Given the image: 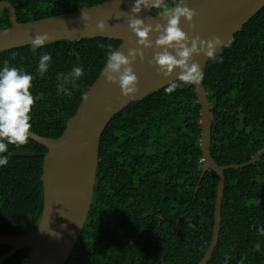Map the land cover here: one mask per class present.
<instances>
[{"label":"trees","instance_id":"16d2710c","mask_svg":"<svg viewBox=\"0 0 264 264\" xmlns=\"http://www.w3.org/2000/svg\"><path fill=\"white\" fill-rule=\"evenodd\" d=\"M27 23L99 5L106 0H0ZM174 3V0H168ZM150 14L156 15L152 9ZM10 26L0 10V30ZM105 38L31 45L0 53V67L33 76L32 129L59 138L87 89L106 64ZM101 45L104 47L102 48ZM52 56L48 72H37L39 57ZM207 61L202 81L213 114L210 152L219 166L240 165L264 147V8ZM74 66L84 69L72 95L57 91ZM200 107L191 86L173 94L164 88L115 113L100 139L92 203L77 244L65 264H198L208 248L214 220L217 175L202 173ZM0 169V234L33 232L42 210L41 174L47 149L29 139L9 146ZM219 237L207 264H264V155L253 165L224 173ZM260 243V251L255 245ZM0 244V258L11 251ZM21 250L3 264H24Z\"/></svg>","mask_w":264,"mask_h":264},{"label":"water","instance_id":"95a60500","mask_svg":"<svg viewBox=\"0 0 264 264\" xmlns=\"http://www.w3.org/2000/svg\"><path fill=\"white\" fill-rule=\"evenodd\" d=\"M135 0H106L61 16L20 23L15 9L8 2H0V10L8 12L10 26L0 30V53L18 47L31 45V38L47 35L46 43L56 41H79L84 38H105L117 40V49L127 55L129 49L137 48L136 37L128 27L131 9ZM187 7L195 12L193 28L181 19L180 27L189 39L199 36L202 40L219 37L223 47L232 42L235 34L250 19L264 8V0H188ZM151 8L143 9L139 17L145 25L163 23L150 14ZM82 14L86 15L82 19ZM103 21L105 29L97 30V23ZM153 44L155 34L150 36ZM154 49L144 51V60L136 59L131 65L137 76L138 92L133 97L121 95L117 85L106 82L103 69L95 82L87 89L73 117L67 122L62 135L57 139L39 136L32 132L30 140L43 145L44 156L41 183L43 189L42 210L35 230L24 236L0 234V244L12 249L0 258V264L15 252L30 250L24 264H65L77 244L84 228L92 203L96 171L99 162V147L102 133L111 117L133 101L155 93L175 81L178 73L165 79L157 75L156 68L149 66ZM208 59L202 54L193 57V62L204 67ZM197 104L200 107V139L202 173L208 171L217 175L218 184L214 203V220L211 239L205 255L198 264H207L217 245L221 207L224 191V173L230 169H242L256 163L264 155V147L253 157L240 165L219 166L211 156V127L213 114L207 100L203 83L192 85ZM110 107V111L105 109Z\"/></svg>","mask_w":264,"mask_h":264},{"label":"clouds","instance_id":"9594fccd","mask_svg":"<svg viewBox=\"0 0 264 264\" xmlns=\"http://www.w3.org/2000/svg\"><path fill=\"white\" fill-rule=\"evenodd\" d=\"M188 0H135L131 9V18L128 27L136 37L137 48L129 49L127 55L112 48H106V64L103 69V76L106 82L117 85L124 97H133L138 92L137 76L131 65L136 59L144 60V51L154 49L149 66L156 68L157 75L165 79L178 73L175 81L168 83L164 93L171 95L178 88L199 85L204 74L199 64L193 62V57L203 55L214 63H222L223 57L218 55L217 49L222 45L219 37H212L210 40H202L199 36L189 39L188 34L180 27L181 19L189 25L192 30V21L195 12L187 7ZM155 9L156 18L163 23L147 24L139 17L143 9ZM87 17L82 14V19ZM96 28L102 32L105 29L103 21L97 23ZM151 34L156 35L154 44L150 38ZM49 40L47 35H36L31 38L33 50L42 49ZM103 48L104 46L101 45ZM52 56L48 52L40 55L37 72L45 75L51 65ZM84 75V69L74 66L62 82L57 86V91L65 96H71L72 90L78 87V81ZM33 76L15 66H8L5 62L0 67V169L9 164L12 152L9 146L21 147L28 143L32 135V109L36 98L31 92ZM110 111V107L105 109ZM259 234L264 236V226L259 229ZM261 245L257 243L254 250L260 251ZM230 257L225 256V264Z\"/></svg>","mask_w":264,"mask_h":264},{"label":"bare ground","instance_id":"6f19581e","mask_svg":"<svg viewBox=\"0 0 264 264\" xmlns=\"http://www.w3.org/2000/svg\"><path fill=\"white\" fill-rule=\"evenodd\" d=\"M17 18V17H16Z\"/></svg>","mask_w":264,"mask_h":264}]
</instances>
